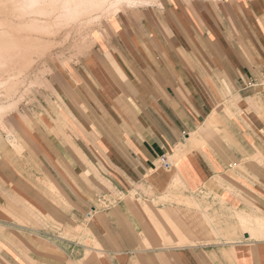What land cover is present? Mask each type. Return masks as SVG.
Returning a JSON list of instances; mask_svg holds the SVG:
<instances>
[{"label":"crops","instance_id":"1","mask_svg":"<svg viewBox=\"0 0 264 264\" xmlns=\"http://www.w3.org/2000/svg\"><path fill=\"white\" fill-rule=\"evenodd\" d=\"M168 8L0 131V264H264V0Z\"/></svg>","mask_w":264,"mask_h":264},{"label":"bare ground","instance_id":"2","mask_svg":"<svg viewBox=\"0 0 264 264\" xmlns=\"http://www.w3.org/2000/svg\"><path fill=\"white\" fill-rule=\"evenodd\" d=\"M128 2L131 3L130 0H0V122L16 150L21 148L5 118L29 95L46 90L54 73L47 58L70 41L76 54L81 56L85 50L90 51L95 47V40L91 39L93 27L125 12ZM82 34L85 35L81 37ZM81 38L88 43L83 45ZM258 231L257 234L262 232Z\"/></svg>","mask_w":264,"mask_h":264},{"label":"rangeland","instance_id":"3","mask_svg":"<svg viewBox=\"0 0 264 264\" xmlns=\"http://www.w3.org/2000/svg\"><path fill=\"white\" fill-rule=\"evenodd\" d=\"M130 1L131 3L128 2L127 7H125V10H126L125 12L124 11L120 12L121 14L116 13L117 15L116 14L112 15L107 22H102V23L100 22L99 23L100 25L98 24L97 26L93 27L94 29H92L93 34L91 36V39L93 38V40H95L94 46H96V42H99L102 44H104V42H108L110 35L113 36L115 35L116 32H121V31H118L119 30L118 22L123 23V24H126V21H130L133 23L156 22L161 16V12L165 9H169L168 7H171L172 5L190 4L194 0H145V1L130 0ZM136 1H139V2H136ZM210 1H214V0H210ZM129 3L131 4L130 6H129ZM149 26H154V25H149ZM84 35L82 34L81 37H83ZM81 43L83 45H86L88 43V40L86 38L85 39L81 38ZM89 45H91V43ZM67 46L69 49L67 48ZM64 48L61 49V51L59 48L55 49L51 53V55L47 58V62L51 64L54 73L48 80V87L46 88V90L41 91L40 94L35 93L33 95L32 94L29 95L27 99L19 105L18 109L14 113H12L11 115L5 118V122L7 123V125H9V128H8L9 131H11V133L15 135L16 140L22 143L23 146L25 147H26L25 136L23 135V132H22L23 131L22 126H26L27 128L30 126H34L36 121L40 120V118H45V117H48L50 119H52V117L53 118L58 117V120L62 119L63 112L60 106V102H58L61 99L59 98L55 90V87L59 93H66L67 90H69L70 88L68 84L69 77L67 74L71 75L70 73L71 69L82 64L88 58V56L90 55V53L93 51L95 47H92L90 51L85 50L83 54H81V56L73 52V50H71V48L72 49L74 48L72 41H70L69 43H66V45H64ZM71 51L73 52V55L71 54L69 55ZM38 68L39 67H37V69ZM90 68L93 69L92 66ZM93 70L95 73V69ZM54 76H56V84H54L55 87L52 81ZM5 101L6 100H4L3 103H6ZM65 117L66 116L64 114L63 118ZM1 130H4V129L2 128V125L0 122V131ZM6 135L4 134V137ZM9 138L11 139V137ZM5 139L7 140V137H5ZM8 146L11 147V144H8Z\"/></svg>","mask_w":264,"mask_h":264},{"label":"built area","instance_id":"4","mask_svg":"<svg viewBox=\"0 0 264 264\" xmlns=\"http://www.w3.org/2000/svg\"><path fill=\"white\" fill-rule=\"evenodd\" d=\"M161 164L163 165V167L168 168L169 166H171V163L167 160V158L163 157L161 158Z\"/></svg>","mask_w":264,"mask_h":264}]
</instances>
